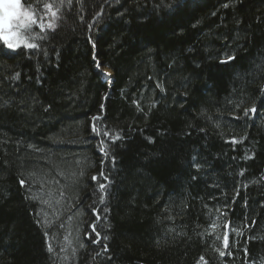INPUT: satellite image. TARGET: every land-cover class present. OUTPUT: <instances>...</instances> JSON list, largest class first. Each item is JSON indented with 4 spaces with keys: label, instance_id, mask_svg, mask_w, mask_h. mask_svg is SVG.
<instances>
[{
    "label": "trees",
    "instance_id": "1",
    "mask_svg": "<svg viewBox=\"0 0 264 264\" xmlns=\"http://www.w3.org/2000/svg\"><path fill=\"white\" fill-rule=\"evenodd\" d=\"M21 1L59 12L0 42V264H264V0Z\"/></svg>",
    "mask_w": 264,
    "mask_h": 264
},
{
    "label": "snow or ice",
    "instance_id": "2",
    "mask_svg": "<svg viewBox=\"0 0 264 264\" xmlns=\"http://www.w3.org/2000/svg\"><path fill=\"white\" fill-rule=\"evenodd\" d=\"M71 3V0H68ZM21 0H0V42H2L3 46H6L8 49H17L23 47L24 49H36L39 47L38 44L32 42L36 39H45L46 36H41L39 33L33 35L34 26L38 27L40 33H44L45 29L52 31L57 27L56 19H58L59 8L53 10V4L44 3L42 7L47 10V13L51 15L53 18L46 25L44 23L39 22L38 18L35 15L34 6L29 8L28 10H21ZM227 6V5H226ZM14 21H20L18 24H14ZM229 59H232L231 57ZM93 60H96V57H93ZM97 68L100 67L99 62L96 64ZM105 76L109 75L108 72L104 73ZM103 108V105H101ZM256 108L253 107L251 109L245 110V115L249 112H255ZM93 119H99V117H93ZM93 132H97L98 130L93 127ZM107 135V133H105ZM235 142V141H234ZM93 180H96L97 177H92ZM21 185H24V181H20ZM100 189L104 190L105 185L100 184ZM101 202H103V196H101ZM106 239V237H105ZM228 246V237L225 235L224 237V247ZM48 251L51 252L52 248L49 247ZM220 256H224V251H219ZM203 259V258H202Z\"/></svg>",
    "mask_w": 264,
    "mask_h": 264
},
{
    "label": "rangeland",
    "instance_id": "3",
    "mask_svg": "<svg viewBox=\"0 0 264 264\" xmlns=\"http://www.w3.org/2000/svg\"><path fill=\"white\" fill-rule=\"evenodd\" d=\"M21 10L22 11H24V10H28L29 8L28 7H26L25 5H23V3H22V1H21ZM54 6V5H53ZM42 13H45L44 15H46V13H47V10L46 9H43V10H41V12H40V14L39 15H36V17L38 18V20H39V22H41V23H43V16H42ZM18 23H20V21H14V24H18ZM35 27V26H34ZM37 28V27H36ZM101 72H103V74L105 73V72H108L109 73V75H107V76H105V75H103L106 79H110L109 77H111V70L109 69V68H107V67H99L98 68Z\"/></svg>",
    "mask_w": 264,
    "mask_h": 264
},
{
    "label": "water",
    "instance_id": "4",
    "mask_svg": "<svg viewBox=\"0 0 264 264\" xmlns=\"http://www.w3.org/2000/svg\"><path fill=\"white\" fill-rule=\"evenodd\" d=\"M101 73H102V75H104L103 72H101ZM109 78H111V77H109Z\"/></svg>",
    "mask_w": 264,
    "mask_h": 264
}]
</instances>
